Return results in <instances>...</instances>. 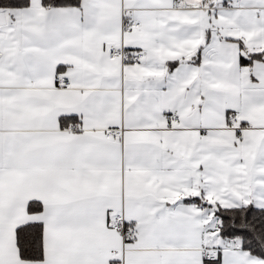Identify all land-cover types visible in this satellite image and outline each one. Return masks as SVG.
<instances>
[{"label": "snow or ice", "instance_id": "obj_1", "mask_svg": "<svg viewBox=\"0 0 264 264\" xmlns=\"http://www.w3.org/2000/svg\"><path fill=\"white\" fill-rule=\"evenodd\" d=\"M0 264H264V0H0Z\"/></svg>", "mask_w": 264, "mask_h": 264}]
</instances>
